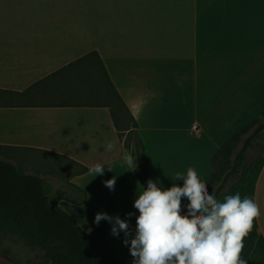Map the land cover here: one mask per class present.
I'll return each instance as SVG.
<instances>
[{"label":"crops","instance_id":"crops-1","mask_svg":"<svg viewBox=\"0 0 264 264\" xmlns=\"http://www.w3.org/2000/svg\"><path fill=\"white\" fill-rule=\"evenodd\" d=\"M41 1L0 0V160L46 176L69 164L64 185L81 188L87 203L64 211L87 233L111 232L108 221L94 223L97 213L119 216L134 237L141 183L124 163L111 110L91 105L101 100V66L138 125L158 186L170 189L189 168L207 184L217 152L264 113V0ZM97 163L104 175H89ZM113 177L111 191L104 181ZM235 194L259 206L251 259L264 264V158L221 201Z\"/></svg>","mask_w":264,"mask_h":264},{"label":"trees","instance_id":"trees-1","mask_svg":"<svg viewBox=\"0 0 264 264\" xmlns=\"http://www.w3.org/2000/svg\"><path fill=\"white\" fill-rule=\"evenodd\" d=\"M100 72L102 81L98 85V92L102 101L91 105L105 106L111 110L127 153L136 159L137 169L134 173L146 188L149 179L155 180L146 162L138 125L103 66ZM121 113L133 121V128L125 127ZM261 142H264V113L217 152L213 159V174L206 186L210 191L212 186L219 183L213 194L218 201L247 176L250 167L246 161L250 151ZM240 143L243 146L236 152ZM80 172L84 174L87 169L82 167ZM61 201L83 206L87 203V195L81 188L69 183L59 190H53L43 178L0 160V230L8 236L22 238L37 249L42 255V264H132L130 245L125 246L124 239L113 236L107 229L90 233L83 231L77 220L58 206ZM188 203L181 202L182 215L187 212ZM257 239L258 233L254 228L244 238L241 258L246 259L248 264H253L251 256Z\"/></svg>","mask_w":264,"mask_h":264},{"label":"clouds","instance_id":"clouds-1","mask_svg":"<svg viewBox=\"0 0 264 264\" xmlns=\"http://www.w3.org/2000/svg\"><path fill=\"white\" fill-rule=\"evenodd\" d=\"M111 151L115 144L108 143ZM124 163L132 172L137 169L136 159L126 154ZM104 166L99 163L89 168L88 174L104 175ZM109 171H112L108 167ZM182 180L183 186L175 183ZM105 186L115 190L116 177L104 181ZM160 181H147V187H137L134 208L135 234L127 220L107 213H97L94 223L108 221L111 234L119 237L123 232L125 246H129L132 264H248L241 258L244 238L260 216L259 206L251 197L241 199L239 194L228 195L218 201L209 194L195 170L189 168L186 176L177 173L170 189ZM186 198L187 212L182 213L181 198ZM135 213H129L131 219Z\"/></svg>","mask_w":264,"mask_h":264},{"label":"rangeland","instance_id":"rangeland-1","mask_svg":"<svg viewBox=\"0 0 264 264\" xmlns=\"http://www.w3.org/2000/svg\"><path fill=\"white\" fill-rule=\"evenodd\" d=\"M82 1L83 0H50V2L52 3L54 2L68 3L69 2L74 7H82V4H83ZM95 2H97V0H95ZM41 3L43 4L45 2L42 0ZM46 3H49V2H46ZM88 4H89V1L87 0L86 5L88 6ZM84 15H86L84 17L90 16L89 13H85ZM121 116L123 117L125 127H128V128L134 127L133 121L128 116L122 113H121ZM263 145H264V142H261L259 146H257L253 151H250V155L246 161V164L250 167V169H253V166H256L258 164V158H261V159L264 158V146ZM242 146L243 144L240 143L237 146L236 152H238L242 148ZM32 158L33 159L36 158V160L41 163V160L38 158V156L36 157L32 156L31 159ZM54 164L55 166L56 165L60 166L61 171H59V169L54 166L55 168H53V170H55V172L53 176H46L44 175V173H39L41 170L38 167L37 168L26 167V170H27L26 172L32 175H35V176H40V177L44 176L43 179L53 188V190H56L59 186H63V187L65 186L64 184L66 183L68 179V174L73 173L75 169L72 168L69 164H66L63 162L54 163ZM46 171H50V170L47 169ZM218 185L219 183L215 184L214 187L212 186L210 188V191H209L210 195L214 194ZM59 207L62 210L67 211L69 210L70 206L68 202L64 201L63 203H60ZM42 263H43V258H42L41 253L37 249H35L32 245L27 243L22 238L8 236L0 230V264H42Z\"/></svg>","mask_w":264,"mask_h":264},{"label":"built area","instance_id":"built-area-1","mask_svg":"<svg viewBox=\"0 0 264 264\" xmlns=\"http://www.w3.org/2000/svg\"><path fill=\"white\" fill-rule=\"evenodd\" d=\"M193 134H197L199 132L198 127L194 126L192 129Z\"/></svg>","mask_w":264,"mask_h":264}]
</instances>
